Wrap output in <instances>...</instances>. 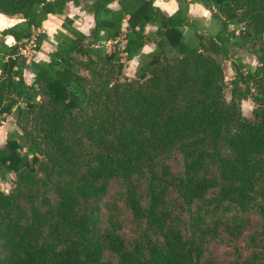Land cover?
<instances>
[{
	"label": "trees",
	"instance_id": "trees-1",
	"mask_svg": "<svg viewBox=\"0 0 264 264\" xmlns=\"http://www.w3.org/2000/svg\"><path fill=\"white\" fill-rule=\"evenodd\" d=\"M153 2L0 0L24 19L1 32L15 43L0 49V123L18 128L0 146V180L15 175L0 189V264H216V245L231 249L222 264H264V0H178L170 15ZM69 3L92 15L88 33ZM188 3L221 21L208 46L184 39ZM49 14L53 49L27 65L24 39L39 50ZM231 45L257 64L239 60L227 83L208 47Z\"/></svg>",
	"mask_w": 264,
	"mask_h": 264
},
{
	"label": "rangeland",
	"instance_id": "rangeland-1",
	"mask_svg": "<svg viewBox=\"0 0 264 264\" xmlns=\"http://www.w3.org/2000/svg\"><path fill=\"white\" fill-rule=\"evenodd\" d=\"M72 11L70 12L75 19L78 20L79 23H74L76 24L75 26L81 27L83 30H86L89 27V22L86 20L85 17L81 16L78 12L75 10L71 9ZM212 20L211 27L207 29V32L209 33H216L220 27H221V21L216 18V17H211ZM195 32H189L188 30L184 29V39L191 45H196L199 41L198 35L203 37L204 42L208 46L207 42V37L209 36L207 32L204 30L205 28L203 26H195ZM242 24L240 23L239 26ZM238 26V27H239ZM235 29H239L236 26H233ZM242 27V26H241ZM189 30H193V27H188ZM229 29H233L232 26L229 27ZM88 32V31H85ZM190 34H189V33ZM192 34V35H191ZM58 34L55 35V37ZM121 45V44H120ZM112 43L108 42L107 43V49H111ZM152 46L151 43H147L144 48L143 52L150 51ZM209 52L211 55H213L218 62L223 66L224 73H225V79L226 82L229 83V81L233 78V64H236L239 60H241L245 65L246 68L248 67H254L257 63L255 60V57L250 53V51L247 50V47L245 46H237V45H231L228 47L227 52L225 55L221 54L219 50H214L212 48H209ZM123 68H122V77L121 80H124L125 78H133L134 77V72L137 66V59H133L131 61H125L123 59ZM246 70V69H245ZM114 84V83H113ZM225 97L226 99L230 98V86L227 85L225 89ZM255 107L254 101H252L251 98H247L241 101V112L243 116H245L248 119L252 118V109ZM17 125L15 124V117L13 115L11 116H6L4 121H1L0 123V146H2L5 142V139L7 137V134L12 130V129H17ZM15 179V175L12 173L8 176L7 182L1 181L0 180V189L3 190L4 192H8L11 189V181ZM231 253V249L228 248L225 245H216L212 249V256L215 258L216 264H222L223 262L226 261L227 257Z\"/></svg>",
	"mask_w": 264,
	"mask_h": 264
},
{
	"label": "crops",
	"instance_id": "crops-1",
	"mask_svg": "<svg viewBox=\"0 0 264 264\" xmlns=\"http://www.w3.org/2000/svg\"><path fill=\"white\" fill-rule=\"evenodd\" d=\"M189 1V0H186ZM154 5L159 7L163 12L166 14H172L178 9V0H154ZM118 5L116 2L111 4V7L116 8ZM75 10L78 12L81 16L85 17L86 20L89 22V27L86 30H83L81 27L76 26L81 31L85 32L88 31L89 28L93 25V17L90 13L80 10L79 7H75L72 5V3H69L65 13L73 19L74 23H81L78 22L77 19L70 13L72 10ZM0 16H2L3 20L0 21V49L2 47L11 46L15 43V40L10 35H3L1 32L4 29H7L15 24L22 23L24 19L21 17V15H14V16H8L3 13H0ZM187 17H188V23L184 26L185 30H188L189 32H195V26H203L205 31L207 32V29L211 27L212 20L210 19L213 17L212 12L204 7L203 5L199 3H188V10H187ZM76 25V24H74ZM188 27H193V30H189ZM61 29V19L55 15L49 14L47 18L42 22V26L40 28V31L45 33L48 36V40L43 41L41 47L39 50L36 51L34 56V61H46L48 60V53L53 49V45L55 44V35L58 34V32ZM184 31V30H183ZM188 32V33H189ZM88 33V32H85ZM190 34V33H189ZM208 35H214L216 33H209ZM192 35V34H191ZM152 45V44H151ZM153 46V45H152ZM153 49H149L150 51ZM149 52V51H147ZM23 76L26 81V83H30V81L33 78V73L30 72L29 69H24Z\"/></svg>",
	"mask_w": 264,
	"mask_h": 264
},
{
	"label": "built area",
	"instance_id": "built-area-1",
	"mask_svg": "<svg viewBox=\"0 0 264 264\" xmlns=\"http://www.w3.org/2000/svg\"><path fill=\"white\" fill-rule=\"evenodd\" d=\"M244 26L239 29L234 30V34L237 35L240 32L244 31ZM35 34L31 35L28 38L24 39V45L22 46L20 53L26 59V64L28 65L31 60L34 59L35 53L37 51V43L35 39Z\"/></svg>",
	"mask_w": 264,
	"mask_h": 264
},
{
	"label": "water",
	"instance_id": "water-1",
	"mask_svg": "<svg viewBox=\"0 0 264 264\" xmlns=\"http://www.w3.org/2000/svg\"><path fill=\"white\" fill-rule=\"evenodd\" d=\"M116 85H117V82H114L112 88H115Z\"/></svg>",
	"mask_w": 264,
	"mask_h": 264
},
{
	"label": "snow or ice",
	"instance_id": "snow-or-ice-1",
	"mask_svg": "<svg viewBox=\"0 0 264 264\" xmlns=\"http://www.w3.org/2000/svg\"><path fill=\"white\" fill-rule=\"evenodd\" d=\"M3 20V18H0V21H2Z\"/></svg>",
	"mask_w": 264,
	"mask_h": 264
},
{
	"label": "clouds",
	"instance_id": "clouds-1",
	"mask_svg": "<svg viewBox=\"0 0 264 264\" xmlns=\"http://www.w3.org/2000/svg\"><path fill=\"white\" fill-rule=\"evenodd\" d=\"M0 18H2V16H0Z\"/></svg>",
	"mask_w": 264,
	"mask_h": 264
}]
</instances>
